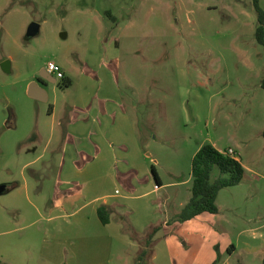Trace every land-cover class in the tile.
Returning <instances> with one entry per match:
<instances>
[{"label":"rangeland","instance_id":"obj_1","mask_svg":"<svg viewBox=\"0 0 264 264\" xmlns=\"http://www.w3.org/2000/svg\"><path fill=\"white\" fill-rule=\"evenodd\" d=\"M257 2L264 12V0ZM34 22L41 29L30 37ZM258 25L256 0H0V182L9 183L0 195L8 217L0 225L1 264H50L54 250L68 253L65 240L46 239L67 220L54 226L47 216L61 171L83 168L85 159L66 156L59 122L89 91L116 87L146 146L139 167L154 180L155 166L164 186L141 196V187L131 191L121 182L118 195L141 197L128 200L124 231L111 232L113 264H261L264 45ZM49 61L63 65L73 82L58 79L48 85V100L34 99L28 89ZM205 144L232 148L245 176L220 191L218 213L182 222L192 197V161ZM219 175L216 167L212 179ZM16 182L23 189L13 192ZM106 239L77 240L70 252L78 264H106Z\"/></svg>","mask_w":264,"mask_h":264},{"label":"crops","instance_id":"obj_2","mask_svg":"<svg viewBox=\"0 0 264 264\" xmlns=\"http://www.w3.org/2000/svg\"><path fill=\"white\" fill-rule=\"evenodd\" d=\"M46 67L47 65L42 67V74L49 76ZM54 79L58 81L56 77ZM66 79L72 84L73 79L68 74ZM34 82H38L39 88L47 91L46 95L43 94L42 100H48V85L51 82L45 78L34 79ZM118 91V87H116V92L112 88L104 90L103 94L89 91L71 109L63 110L64 116L59 122L58 141H64L66 156L68 154L73 155L71 158L75 154L82 156L85 159V167L61 171L60 186L56 189L58 197L52 203L47 216L48 222L54 223V226L58 220H67L66 225L54 227L46 238L47 240L51 238L52 245L56 239L65 240L70 246L77 240L107 238L106 264H113L115 236L111 235V232L124 231L125 225L121 220L126 217L122 216L127 208L126 205L130 204L128 200L147 196L149 193H157L164 186L162 179V185H159L155 178L151 179L147 169L142 173L139 167L137 160L145 156L146 146L143 148L137 127L131 119L129 109L120 99ZM84 98L89 102L86 103ZM117 147L123 150L119 153ZM151 174L153 176L152 172ZM122 181L130 188L129 190L134 188L140 191L141 187V190L145 191L141 196H136L135 192H127L125 196L118 195ZM2 183L8 189L9 183L0 182ZM28 186L24 187L28 188ZM22 189V185L17 182L15 186L13 185V192ZM103 204L108 205L112 210V220L108 224H103L99 218L98 209ZM23 220L24 215L22 214L21 222ZM6 223H8L7 207L3 206L0 201V225H6ZM143 233L138 232L139 235ZM69 246L67 247L68 253L64 251L65 249H60L59 253L54 250L46 260L50 264H78L77 255L70 252ZM58 254L61 255L60 259L57 258ZM2 262L4 261L0 258V264ZM80 262L87 264L84 260Z\"/></svg>","mask_w":264,"mask_h":264},{"label":"trees","instance_id":"obj_3","mask_svg":"<svg viewBox=\"0 0 264 264\" xmlns=\"http://www.w3.org/2000/svg\"><path fill=\"white\" fill-rule=\"evenodd\" d=\"M256 8L259 15V25L257 27L256 37L258 42L264 45V12L258 6L257 0ZM66 84L70 83L66 82ZM216 167L220 169V175L213 180L212 175ZM152 173L156 182L159 185H162L160 175L155 166H152ZM192 175V197L182 210L180 216L182 222L191 220L205 212L213 214L218 213L219 208L217 205V198L220 191L227 187L239 185L245 176V168L241 160L234 155L220 152V150L213 144H205L193 158ZM98 214L103 224L111 222L112 210L108 205H101L98 209ZM158 230L159 227H156L153 234ZM153 234L149 237V244L153 239ZM146 255L147 252L145 251L142 257L144 258ZM261 264H264V259Z\"/></svg>","mask_w":264,"mask_h":264},{"label":"water","instance_id":"obj_4","mask_svg":"<svg viewBox=\"0 0 264 264\" xmlns=\"http://www.w3.org/2000/svg\"><path fill=\"white\" fill-rule=\"evenodd\" d=\"M41 26L34 22L29 26L27 35L32 37V36H36L39 32H40ZM4 69L9 71L10 70V66H9V62H5L4 63ZM42 78L47 79L49 82L55 84L56 83V79H51L48 76H46L45 74H41ZM43 94L46 95L47 91L43 88H39L38 82H33L30 87H29V95L34 98V99H43ZM7 190V186L5 184H0V195L3 194L4 192H6Z\"/></svg>","mask_w":264,"mask_h":264},{"label":"built area","instance_id":"obj_5","mask_svg":"<svg viewBox=\"0 0 264 264\" xmlns=\"http://www.w3.org/2000/svg\"><path fill=\"white\" fill-rule=\"evenodd\" d=\"M46 68H47L48 72L50 74H53L57 79H64L65 78L63 68L59 63H57L55 61H50L47 64ZM219 150H220V152H222L224 154L233 155V153H234V150L232 148H229L227 150L220 148Z\"/></svg>","mask_w":264,"mask_h":264},{"label":"flooded vegetation","instance_id":"obj_6","mask_svg":"<svg viewBox=\"0 0 264 264\" xmlns=\"http://www.w3.org/2000/svg\"><path fill=\"white\" fill-rule=\"evenodd\" d=\"M49 76H50L51 78H53V79L55 78V76H54L53 74H50V73H49ZM49 76H48V77H49ZM41 80H42V79H41Z\"/></svg>","mask_w":264,"mask_h":264}]
</instances>
